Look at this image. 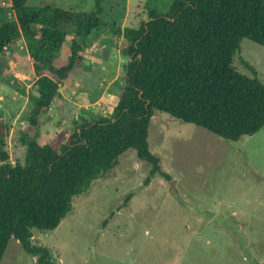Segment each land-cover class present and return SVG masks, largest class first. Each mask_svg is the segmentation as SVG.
I'll return each instance as SVG.
<instances>
[{"label": "trees", "instance_id": "16d2710c", "mask_svg": "<svg viewBox=\"0 0 264 264\" xmlns=\"http://www.w3.org/2000/svg\"><path fill=\"white\" fill-rule=\"evenodd\" d=\"M104 0L89 14L29 8L27 0H8L0 8V77L6 54L26 58L33 79L28 133L21 137L23 163L6 151L7 125L0 119V263L11 239L36 264H56L51 251L32 243V231L55 230L72 211L74 197L107 177L129 149L167 181L148 145L154 113L201 127L227 141L253 136L264 127V84L241 74L233 60L243 39L264 48V0H172L165 14L125 28L121 87L107 117H79L69 140L58 150L37 142L39 119L59 97V88L84 69L83 46L104 25ZM20 40L25 50L10 47ZM21 62V61H20Z\"/></svg>", "mask_w": 264, "mask_h": 264}, {"label": "rangeland", "instance_id": "374dc122", "mask_svg": "<svg viewBox=\"0 0 264 264\" xmlns=\"http://www.w3.org/2000/svg\"><path fill=\"white\" fill-rule=\"evenodd\" d=\"M171 1L104 0L98 16L110 23L123 19L124 27H138L149 12L165 14ZM94 2L27 0L26 6L89 14ZM0 8L8 10V0H0ZM115 48L118 60L112 62L111 82L93 83L88 89L89 97L106 93L107 100L96 108L85 109L92 103H83L74 111L68 110L69 105L59 108V103H53L51 111L39 119L41 145L58 150L69 140L73 121L86 110L93 111L89 114L95 118L109 115L122 65L120 46ZM10 49L21 53L25 44L20 40ZM6 54L0 77V119L7 125L6 151L15 164L24 160L21 137L28 133L35 88L33 79L16 68L23 67L26 58L13 63ZM233 67L251 78L254 70L264 84V48L243 39ZM73 81L79 90L85 87L79 77ZM64 87L69 90V104L82 102L75 98L79 90L71 83L60 87L59 99L66 96ZM60 110L62 114L57 113ZM147 140L170 181L155 176L145 185L151 166L129 149L107 177L92 182L87 193L73 198L72 211L55 230H33L32 243L47 247L56 264H264V127L233 142L157 111ZM1 263L36 264L14 239Z\"/></svg>", "mask_w": 264, "mask_h": 264}, {"label": "crops", "instance_id": "0c3cea01", "mask_svg": "<svg viewBox=\"0 0 264 264\" xmlns=\"http://www.w3.org/2000/svg\"><path fill=\"white\" fill-rule=\"evenodd\" d=\"M122 21H123V19L119 23H116V22L110 23L108 21H104V25L102 27L94 30L89 35L85 45L83 46V54H84L83 66H84V69L82 70L81 73L74 76V77H76V76L79 77V80L81 81V83H84L85 87H82V89L79 90L78 84L75 83V81H73L74 77H72V79L70 81L65 83V86H67L70 83L72 85L74 84V86L77 88V90H79V93L76 95L75 98L76 99L81 98L83 100L80 103L73 101V103L75 105H71L68 103L70 101V98H71V97H69V90H67V92H66V87H64L65 88V94L64 95H66V96L59 99L60 94H61L60 88H59V97L53 102L55 105H56L55 102L59 103V105L57 107L61 108L62 104L65 106L69 105V107H67L68 110L70 109L71 111H74L76 108L75 106L82 107L80 104L92 103L91 105L85 106L84 108L86 109V107L89 108L90 106H92V108H96V106H100L101 100H103V101L107 100L106 96H105L106 93L101 95V96L96 94L97 96L89 97L90 93H88V89L89 88L91 89L92 86H95L93 83H96L97 85L98 84L103 85L110 80L109 74L113 73L112 72V70H114L113 65L115 64L112 62L118 60V58L115 54V52H116L115 51V49H116L115 45H116V47L120 46L121 55H120L119 60H121L122 65H120L119 70H120V74L122 75L123 67L126 64L124 62L127 60V57H125L123 55V53H124L123 51L126 47V40L123 37V31L125 28H135V27H124L125 25ZM109 35H111V37ZM109 38H112V40H110ZM15 54H19V53H15ZM15 59H17V58H15ZM17 61H18V63H20L19 59H17ZM88 76H92V77H88ZM116 80H118V79H116ZM109 82H111V81H109ZM62 85L64 86V84H62ZM62 85L60 87H62ZM117 85H118V87L119 86L121 87V85H122L121 79L119 80ZM114 90L116 92L117 88H114ZM113 95L115 97V93H113ZM85 98H87V99H85ZM91 98L93 99V101L94 100L95 101L90 102ZM65 100H66V102H65ZM107 102H110V101H107ZM115 105H116V100H115V104L113 105V107ZM52 106H53V104H52ZM51 109H52V107H51ZM51 109L49 111H51ZM61 111L62 110L58 111L57 113L62 114ZM84 112L86 113L85 115H83L84 117H89V116L94 117V116L89 114V113H92L93 111L86 110ZM107 112H108V110H107ZM38 137H39V135H38ZM38 137H37V139H38ZM37 142H38V140H37ZM38 143L40 144V142H38ZM16 242H18V241H16ZM0 264H2V263H0Z\"/></svg>", "mask_w": 264, "mask_h": 264}, {"label": "water", "instance_id": "95a60500", "mask_svg": "<svg viewBox=\"0 0 264 264\" xmlns=\"http://www.w3.org/2000/svg\"><path fill=\"white\" fill-rule=\"evenodd\" d=\"M13 63H17V59H15L14 57H12ZM16 68L19 72L23 73L26 76H29V70H27L25 67H21L16 65Z\"/></svg>", "mask_w": 264, "mask_h": 264}]
</instances>
